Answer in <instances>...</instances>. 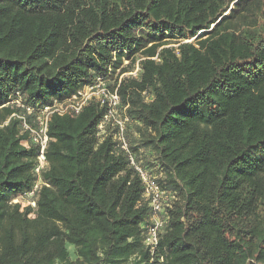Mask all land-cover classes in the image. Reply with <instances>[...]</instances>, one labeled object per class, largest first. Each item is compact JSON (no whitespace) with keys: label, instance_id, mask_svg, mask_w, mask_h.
Returning a JSON list of instances; mask_svg holds the SVG:
<instances>
[{"label":"trees","instance_id":"16d2710c","mask_svg":"<svg viewBox=\"0 0 264 264\" xmlns=\"http://www.w3.org/2000/svg\"><path fill=\"white\" fill-rule=\"evenodd\" d=\"M96 78L173 196L153 257L143 185L95 101L50 115L26 196L23 123ZM0 264H264V0H0Z\"/></svg>","mask_w":264,"mask_h":264},{"label":"built area","instance_id":"2783aa9c","mask_svg":"<svg viewBox=\"0 0 264 264\" xmlns=\"http://www.w3.org/2000/svg\"><path fill=\"white\" fill-rule=\"evenodd\" d=\"M135 73H132L134 75ZM90 101L97 102L100 106L107 108L106 116L103 119V123L98 127L99 131L103 130V125L111 121L112 126L117 127L115 135V141L122 151L127 153V157L130 165L137 172L140 181L144 188V197L149 202L150 217L148 224L145 226V234L143 237L142 245L148 252L150 257L154 256L155 250L158 245L159 233L162 231L166 209L170 208L171 196L168 192L160 189L154 178L140 166H138L133 156L128 153L127 143L124 137V125L127 122V118L124 115V111L119 109L120 101L116 93V90H110L107 87V82L101 78H96L90 84L85 85L81 90L72 94L69 98L62 102L52 101L50 104L45 105L42 109L38 110L35 128H31L23 123V129L29 132V138L32 143L38 147V153L36 157V165L33 170L37 176V182L33 186L32 190L26 194L27 197H32L37 190L40 182V174L46 168L45 150L47 146V121L50 115L57 113L59 115H77L81 109L87 105ZM28 112L32 110L27 108ZM22 146L28 147L27 142H22ZM25 197V195L23 196ZM29 201V200H28ZM16 203V201H13ZM27 205H32V202H27Z\"/></svg>","mask_w":264,"mask_h":264},{"label":"rangeland","instance_id":"374dc122","mask_svg":"<svg viewBox=\"0 0 264 264\" xmlns=\"http://www.w3.org/2000/svg\"><path fill=\"white\" fill-rule=\"evenodd\" d=\"M193 40L194 39H188L187 42H192ZM15 201L20 203L21 208H24L27 205L28 199L26 197H22V198H17ZM71 258L73 259L74 257L71 255Z\"/></svg>","mask_w":264,"mask_h":264}]
</instances>
